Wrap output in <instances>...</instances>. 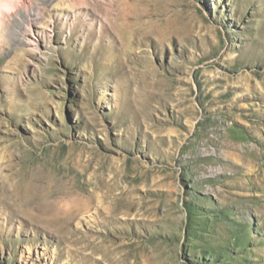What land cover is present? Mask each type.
<instances>
[{"label": "rangeland", "instance_id": "374dc122", "mask_svg": "<svg viewBox=\"0 0 264 264\" xmlns=\"http://www.w3.org/2000/svg\"><path fill=\"white\" fill-rule=\"evenodd\" d=\"M0 264H264V0H0Z\"/></svg>", "mask_w": 264, "mask_h": 264}, {"label": "bare ground", "instance_id": "6f19581e", "mask_svg": "<svg viewBox=\"0 0 264 264\" xmlns=\"http://www.w3.org/2000/svg\"><path fill=\"white\" fill-rule=\"evenodd\" d=\"M25 13H26L25 14V19L24 20H16V22H15L16 25H20V26H23V27H25V26L28 27L31 21H35L36 19H38V15L39 14L36 11H34L33 9H30V10H28ZM21 41H24V40H21ZM79 210L80 209H76L74 212H72L70 214V217L74 218V215H77ZM87 210H90V208L87 207V208L84 209V211H87Z\"/></svg>", "mask_w": 264, "mask_h": 264}]
</instances>
